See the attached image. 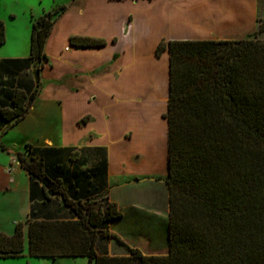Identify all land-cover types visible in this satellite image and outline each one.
<instances>
[{
    "label": "crops",
    "instance_id": "1",
    "mask_svg": "<svg viewBox=\"0 0 264 264\" xmlns=\"http://www.w3.org/2000/svg\"><path fill=\"white\" fill-rule=\"evenodd\" d=\"M44 12L38 6L37 13H30V37L33 20ZM262 18L264 0L68 1L45 43L39 94L10 130L24 136L21 143H13L22 151L29 146L42 158L51 179L60 178L76 189L70 190L72 195L116 205L121 216L101 228L120 241L98 239L97 253L126 255L127 247L145 255L168 251V124L163 115L169 98V53L157 56L158 43L253 38ZM72 36L102 38L106 44L76 47L70 43ZM258 36L264 40V31ZM29 53L30 41L28 53L0 56V106L15 89L30 93L35 88ZM5 124L0 117L1 132ZM3 152L0 193L21 194L17 203L11 201V214L18 218L12 219L14 226L22 222L26 233L31 211L37 219H76L59 197L44 201L41 182L30 177L15 155ZM163 163L166 173L154 176ZM143 182L159 185V197L135 196L134 186ZM145 215L149 217L144 221ZM150 218L151 231L146 224ZM154 231L163 234L164 250L151 247ZM132 234L142 236L132 243L126 237Z\"/></svg>",
    "mask_w": 264,
    "mask_h": 264
},
{
    "label": "trees",
    "instance_id": "2",
    "mask_svg": "<svg viewBox=\"0 0 264 264\" xmlns=\"http://www.w3.org/2000/svg\"><path fill=\"white\" fill-rule=\"evenodd\" d=\"M67 9L57 5L32 22L30 53L36 80L26 93L15 89L0 106L3 132L27 113L39 94L45 43ZM264 31L259 20L253 38L160 41L155 54L169 53L167 174L168 251L145 255L127 247L126 255L96 251L98 239L119 237L101 228L121 216L114 203L72 195L51 179L44 160L5 146L20 166L42 184L43 200L57 196L76 219H37L29 214L27 252L37 258L84 257L87 264H264ZM5 41L0 21V44ZM76 47L103 46L106 40L72 36ZM83 118L81 122H84ZM71 190V191H70ZM24 225L0 232V258L24 253Z\"/></svg>",
    "mask_w": 264,
    "mask_h": 264
},
{
    "label": "rangeland",
    "instance_id": "3",
    "mask_svg": "<svg viewBox=\"0 0 264 264\" xmlns=\"http://www.w3.org/2000/svg\"><path fill=\"white\" fill-rule=\"evenodd\" d=\"M68 1L70 0H41V2L39 3V0H0V21L4 25L5 34V41L3 44H0V56L22 55L23 53H28L30 33L27 29V26L29 23L30 13H37L38 6L44 7L46 12L50 11L53 7L57 5L67 6ZM263 19L264 18L260 19V21H262ZM256 37L257 39H259L258 35H256ZM46 98L47 96L43 97L44 100H46ZM10 129L6 130L5 132L0 131V141L5 146H9L22 151V149H19L15 145V143H21L24 136H20L19 133H16L17 131H11ZM30 137L40 139L41 136ZM6 153V151L3 152V154H5L6 156L7 154H11ZM5 155L3 157H5ZM0 157L2 156L0 155ZM164 163L163 166H161V168H159V170L154 173V176L160 177L166 173V164ZM134 188L136 189L137 193L135 194V196L139 197V199L142 200L151 199L152 197H159V193H161L159 185L151 182H143L137 184L134 186ZM20 196L21 194H19V192H16V190H9L0 193V232L6 234L12 232V229L14 227L12 219L18 218L17 213L13 216L11 214V201L16 200L17 203L19 201ZM145 216L146 217L143 218L144 221L149 217L148 215ZM150 219L151 220L147 221L146 224L148 225L151 231L153 225V218ZM142 223L145 224L144 222ZM154 229H156V226ZM24 234L26 243L27 237L26 233ZM141 236L142 235L140 234H132L126 237L128 238V240H130V242L134 243L139 241ZM153 237V240L150 242L151 247L164 250L166 248V245L163 234L158 231L156 234L153 235ZM98 246H101V244H99ZM98 248L99 251H101V248ZM86 262V259L82 257H62L56 259L32 257L28 255L27 243L26 247L24 248L23 256L17 258H0V264H87Z\"/></svg>",
    "mask_w": 264,
    "mask_h": 264
},
{
    "label": "water",
    "instance_id": "4",
    "mask_svg": "<svg viewBox=\"0 0 264 264\" xmlns=\"http://www.w3.org/2000/svg\"><path fill=\"white\" fill-rule=\"evenodd\" d=\"M42 184H44V185H47V186H48V182H47L46 180H43V181H42Z\"/></svg>",
    "mask_w": 264,
    "mask_h": 264
}]
</instances>
